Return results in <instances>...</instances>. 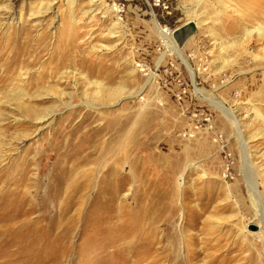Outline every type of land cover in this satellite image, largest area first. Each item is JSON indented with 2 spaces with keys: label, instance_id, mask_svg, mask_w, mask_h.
Instances as JSON below:
<instances>
[{
  "label": "rangeland",
  "instance_id": "obj_1",
  "mask_svg": "<svg viewBox=\"0 0 264 264\" xmlns=\"http://www.w3.org/2000/svg\"><path fill=\"white\" fill-rule=\"evenodd\" d=\"M263 6L0 0V69L13 66L0 85V264H264ZM189 21L197 34L174 47L190 69L156 27L172 38ZM97 82L121 95L96 96ZM67 140L97 152L62 154Z\"/></svg>",
  "mask_w": 264,
  "mask_h": 264
},
{
  "label": "bare ground",
  "instance_id": "obj_2",
  "mask_svg": "<svg viewBox=\"0 0 264 264\" xmlns=\"http://www.w3.org/2000/svg\"><path fill=\"white\" fill-rule=\"evenodd\" d=\"M258 15H264V6L259 10V11H257L256 12V14H253V16H256V17H258ZM156 27H157V29H158V31H159V35H160V37L162 38V40H163V43L164 44H166L167 45V51L169 52V51H176V48L174 47V43L175 42H173L172 41V38L170 37V35H169V33H168V31L166 30V29H162L157 23H156ZM259 33L260 34H264V29H262V27L259 29ZM176 45V44H175ZM73 49V48H72ZM167 51H166V53H167ZM177 52V55L179 56V59H180V61L184 64V65H186V67L188 68V69H190V66H189V64H188V61L185 59V58H183V56H182V54L181 53H179V51L177 50L176 51ZM60 53V52H59ZM64 55V54H63ZM58 56V55H57ZM66 56V55H65ZM61 59V58H60ZM67 60V59H66ZM14 61V60H13ZM16 62L15 63H17L18 62V60H15ZM68 61V60H67ZM59 69V68H58ZM11 70H13V66H5L4 68L2 67L1 69H0V85L1 84H3L4 86L5 85H7L8 83H13V82H11L12 81V77L10 76V75H8V74H10V71ZM55 70V69H54ZM193 75V74H192ZM97 79H100V74H99V76H98V78ZM35 80L36 79H34L33 81L35 82ZM39 81H41V82H45V81H53L54 80V78H53V73H50V74H45V75H43V76H40V78L38 79ZM37 80V81H38ZM33 81H31V82H33ZM36 84V83H35ZM39 84V83H38ZM50 84V83H49ZM90 84H92V83H90ZM96 86L98 87V89H99V91L98 92H96V96L97 95H100V96H102V93H103V95H105V96H108L109 98H110V101H113V100H115L117 97H119L120 95H121V92H111V91H109L111 94H107L104 90L102 91V89L100 88L101 87V85H100V82H97L96 83ZM88 87H90V86H88ZM43 88V87H42ZM45 89V88H44ZM51 92V91H50ZM94 92V91H93ZM45 93V92H44ZM95 93V92H94ZM100 96L98 97V98H100ZM107 97V98H108ZM98 101H100V99L98 100ZM212 101V100H211ZM211 103H214V105L216 104V107H218V109H220L223 113H225V115H228L229 117H231V118H233L234 120H235V118H234V115H233V113L228 109V108H226L224 105H222V104H220V103H216V102H214V101H212ZM90 105V104H89ZM91 106H93V104H91ZM94 107V106H93ZM78 112V111H77ZM28 113H29V116H31V117H33V118H35L37 121H39L40 123H43V122H45V118H46V115H41L42 113H38L37 111H34L32 108H29V110H28ZM90 116L91 115H86V116H84L82 119H81V121H82V123H86L89 119H90ZM89 132H93V133H97V132H100V129H95V130H92V129H90V130H88V133ZM67 139V138H66ZM71 141V140H70ZM69 140H67V142L64 144V152H62V154H71V152L72 151H74V154H75V158L76 159H78V157L79 158H81V161H86V163H88V159H90L91 157H93L95 154H96V152H97V150H95V149H93V150H91L90 148H83V152L82 153H78L77 151L79 150V149H82V146L80 147V146H78V147H76L75 146V144H73V142H70ZM79 144H80V142H78ZM78 143H76V144H78ZM244 145V144H243ZM243 150H245V147H243ZM77 152V153H76ZM85 155H84V154ZM128 155H124V157H127ZM76 162V161H75ZM83 163V162H82ZM81 165V162H79V163H77L76 165H73L72 167H70V168H68V171H67V174H68V177L66 178V181H70L71 180V177L72 176H74V172H75V170L79 167ZM79 171V170H78ZM85 172V171H84ZM116 172H117V163L116 162H113V165H112V167H110V171H109V176H112L113 174H116ZM105 175V174H104ZM77 176H79V177H77ZM76 176V178H79L81 181L79 182V183H77V182H75V181H73V182H71V184L73 183L74 185H75V187H77V189H76V191H75V193L76 192H80L82 189H84V188H86V187H89L90 186V183H91V178H92V176H93V174H92V172H88V171H86L85 173H80L79 175H77ZM109 176H107V175H105L104 176V178L101 180L100 179V187H101V183L106 179V181H107V178L109 177ZM253 176V177H252ZM102 176H100V178H101ZM65 181V182H66ZM64 182V183H65ZM68 183V182H67ZM70 184V185H71ZM64 185V184H63ZM249 191H250V193H251V195L253 196V198L255 197V199L256 200H258V195H257V192H256V179L254 178V175H251V177H250V182H249ZM8 193V192H7ZM9 195V197H11V196H17L16 195V193H14V192H12V193H9L8 194ZM6 200V199H5ZM12 200H15L14 198H12ZM145 219V218H144ZM123 240V239H122ZM131 240V239H130ZM132 240L134 241V238H132ZM133 248H134V250L136 249V248H142V246H134L133 245ZM125 250L126 251H130V250H128V248H125Z\"/></svg>",
  "mask_w": 264,
  "mask_h": 264
},
{
  "label": "water",
  "instance_id": "obj_3",
  "mask_svg": "<svg viewBox=\"0 0 264 264\" xmlns=\"http://www.w3.org/2000/svg\"><path fill=\"white\" fill-rule=\"evenodd\" d=\"M198 25L194 21H189L172 33V39L179 50L183 49L185 45L197 34ZM249 230L256 231V226H250Z\"/></svg>",
  "mask_w": 264,
  "mask_h": 264
},
{
  "label": "built area",
  "instance_id": "obj_4",
  "mask_svg": "<svg viewBox=\"0 0 264 264\" xmlns=\"http://www.w3.org/2000/svg\"><path fill=\"white\" fill-rule=\"evenodd\" d=\"M115 11H118L119 13H122L125 10V5L121 2L116 3V5H114Z\"/></svg>",
  "mask_w": 264,
  "mask_h": 264
}]
</instances>
